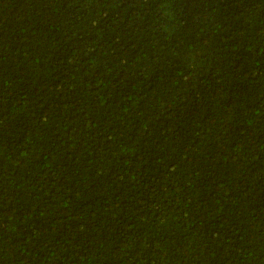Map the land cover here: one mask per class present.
Returning a JSON list of instances; mask_svg holds the SVG:
<instances>
[{
    "label": "trees",
    "instance_id": "trees-1",
    "mask_svg": "<svg viewBox=\"0 0 264 264\" xmlns=\"http://www.w3.org/2000/svg\"><path fill=\"white\" fill-rule=\"evenodd\" d=\"M0 264H264V0H0Z\"/></svg>",
    "mask_w": 264,
    "mask_h": 264
}]
</instances>
